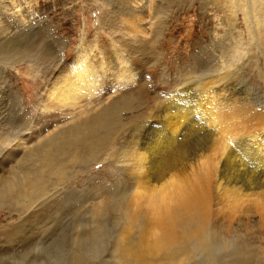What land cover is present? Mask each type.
I'll use <instances>...</instances> for the list:
<instances>
[{
	"label": "rangeland",
	"instance_id": "rangeland-1",
	"mask_svg": "<svg viewBox=\"0 0 264 264\" xmlns=\"http://www.w3.org/2000/svg\"><path fill=\"white\" fill-rule=\"evenodd\" d=\"M0 28L16 36L0 44L1 183L14 171L21 175L20 162H27L32 150L48 146L62 130L85 127L90 116L113 102L124 105L116 109L118 119L110 124L108 135L102 129L103 138L95 139L92 147L69 149L76 152L73 157L69 152L62 156L65 164L61 158L57 165L63 176L57 175V165L46 169L40 158L28 164L45 184L40 194L26 193L31 189L21 188L23 182L11 194L4 193L0 262L26 264L38 258L42 245L65 226L72 228V243L84 232L92 238L102 234L101 259L91 264H114L110 243L124 229L142 244L148 264L169 261L167 254L150 248L149 240L164 242L156 225L145 236L147 223L134 219L132 210H141L146 218L152 214L150 201L135 198L131 171L138 168L139 151L134 144L137 139L156 140L166 118L164 108L155 112L170 102L174 91L188 97L189 111L205 109L209 117L210 124H205L195 114L190 134L202 138L198 147L212 134L215 161L206 166L211 172L217 169L213 162L223 161L243 136L249 134L250 143L264 142V0H0ZM207 64L204 71L221 73L201 85L190 81ZM243 99L258 106H240ZM237 111L239 118L230 130H221L215 121ZM168 123L179 124L173 119ZM184 132H178L179 139ZM235 153L241 160L247 156L244 145ZM230 164V173L239 167ZM232 201L213 204L206 225L210 243L221 247L212 258L218 264H264V199L259 204L255 199ZM135 203L143 206L136 209ZM123 206L130 208L132 220H122ZM80 216L82 225L67 227ZM197 258L195 264H203L202 256Z\"/></svg>",
	"mask_w": 264,
	"mask_h": 264
},
{
	"label": "bare ground",
	"instance_id": "bare-ground-1",
	"mask_svg": "<svg viewBox=\"0 0 264 264\" xmlns=\"http://www.w3.org/2000/svg\"><path fill=\"white\" fill-rule=\"evenodd\" d=\"M17 29L20 30L21 28L18 27ZM4 30V28H0V44L7 43V41L16 37H13L15 34L14 31V34L11 37L12 31L8 32L9 29H7V33ZM6 33L8 35H6ZM10 47L15 49L11 45ZM1 51L2 50H0V56H2ZM226 51L227 50L224 49L223 53L225 54ZM208 67V64L204 65L201 74L192 77L190 81L195 83L200 82L201 85L202 82L217 77L221 73L220 69L213 68L209 71H204L207 70ZM84 79L85 77H81V82L84 81ZM177 94V91H174L172 93L173 96H170V102L167 100L168 103L166 102L164 107L157 106L159 107L157 111L155 112L153 110L155 113H158L164 108L161 112L164 113L163 116L166 118V122H163L165 128L156 131L159 133L156 140H154V138V141L149 143L147 140L135 139L136 144H134L135 141L133 142L136 149L139 151V156L136 158L138 163L135 164L138 168L136 170L135 167L134 171L130 170L132 174L131 178L134 179L135 189L138 191L135 198L141 202L144 201V199L147 202L150 201L152 214L146 218V215H143L141 210L132 211L134 212L135 220L143 218L147 223L148 227L146 226L144 227L145 229H142L145 236L153 230L154 225H156L155 227L159 229L162 234L161 239L164 240V242H161V245L153 244L151 240H149V245L152 251H162L164 254H167L169 261L164 263L159 261L158 263L156 262V264H195L198 260L197 257L199 256H202L201 262H203V264H218L217 260L212 258L214 256L212 255V252L217 253V250L221 246L213 243V240L210 243V235L206 225L212 215L213 204L217 206L219 203H224L225 200H233L232 202L240 204V200L242 202H249L253 199L259 204V201L264 199V146H262L264 142L255 139L254 142L252 141V143H250V138L252 137L247 136L249 134H247L246 137L242 135L243 137L238 140L236 145L229 148L223 161L220 162L218 160L216 163L213 162L216 164L217 169L211 172L206 166H208L209 162H212V159L214 158H212L214 155L213 151L216 148V143L214 142V139H212V134H208L209 136L206 138L204 137L205 142H203L201 147H198V141L202 138H195L193 134H190V131L195 127L191 123L195 114H198V119L205 121V124H210L209 117L207 114L205 115V109H200V112L198 110L195 111L196 109L189 111L188 108L190 104H186L188 103V97L181 95V93ZM249 99H243L240 106L245 108L252 106V108H256L258 103ZM193 100L196 102L198 97H195ZM128 101L129 100L126 99L124 100V103L127 104ZM116 104V102H113L110 107L104 109L101 113L90 116L85 127H69L67 131L66 129L62 130L53 138V140L50 139L48 146L52 147V153L48 152L50 148L45 145H43L44 147H36L32 150L33 152H30V157L27 162H20L22 169L21 175H18L14 171L10 179L8 178L7 181L4 180L3 183L0 182V200H5L7 196L5 197L4 193H10L14 187L17 189L20 188L22 182L23 185L21 188L25 189L28 187L31 189L30 191L26 190V193L35 191L37 195L40 194L43 190L41 187L45 184H40L41 181L37 180V176H35L36 171L33 173V169L31 173L28 164L34 163L36 161L35 159L40 158L44 161V164H42L43 162L41 160L39 161L42 162L41 164L46 169L49 167L55 169L54 166L59 164V160L61 158H63L61 160H64V157L62 156L71 151L69 149L76 150L77 148H81L82 150L84 148L83 150H85L88 146V148H90V146L92 147L95 139L99 140L100 138H103L101 133L104 131L102 129L106 130L104 133H107L108 135L111 128L110 124L117 121L118 118L115 111L119 105L117 106ZM205 104H207V102ZM154 108L156 107L154 106ZM239 112L240 111H237L226 117L225 120L221 117L218 119L219 121L215 122L221 124V130H230L232 124L235 123L234 121L239 118ZM170 119H173L175 122L178 121L179 124L173 127V125L168 123V120ZM182 129H185V132L182 135V138L179 139V133H181ZM131 132L132 131H130L129 134H131ZM137 134H139L138 131ZM146 139H148V137ZM260 139L264 138L261 137ZM188 144L193 146H188ZM242 145H244L247 155L244 160L237 158L235 153L236 149ZM78 150L79 149L76 151ZM220 150L223 151L221 148ZM72 153L71 157H73ZM75 153L76 152H74L73 155ZM232 155L234 156V159L231 157ZM67 158L68 157H66V159ZM232 162L234 165L239 166L235 171L241 170V174H237L235 171L232 173L227 171L228 168H232V165L230 164ZM240 167H242V169H240ZM55 171L57 175L63 174V169L60 168V165H57ZM42 177L43 176L40 177L39 175L40 180ZM145 192H147L146 198L144 195ZM76 200L77 199L73 197V202ZM134 200L135 199H133V201ZM68 201H72V198L69 197ZM137 203H135L136 209H141L143 205ZM125 206H123L125 209H122L120 212L122 220H132V215L128 214L130 208ZM69 217H71V215H69ZM71 220L69 222H71ZM82 223L83 219L82 216H80L79 219L74 220V225H68L67 227L70 228V226L74 227L75 225H82ZM64 229H66V226L65 228H59V231L56 232L57 235L52 238L51 242L45 245H42L41 243L43 247H41L42 250L38 255L39 257L28 258L27 260H30L26 264H91L93 260H97L99 257L101 259L102 251L99 248L102 247L104 243L99 242L98 240L102 237V234L92 238L85 235L84 232L82 233L83 235L75 238L72 243L69 239L68 233L72 231V228H70L71 231ZM104 232L106 231L103 230L102 233ZM117 234V237L113 239V243H110L109 241L111 248H113L112 258L114 264H148V261L142 256V244L131 237L132 235L130 234L129 229H124ZM229 245V243L225 244V246ZM36 247L39 248L37 245ZM176 252V256L178 255L179 259H176V257L174 258ZM70 257L71 261H69ZM23 258L25 257L22 256L21 259ZM17 263L19 262L12 260L9 264ZM0 264L4 263L0 262Z\"/></svg>",
	"mask_w": 264,
	"mask_h": 264
}]
</instances>
